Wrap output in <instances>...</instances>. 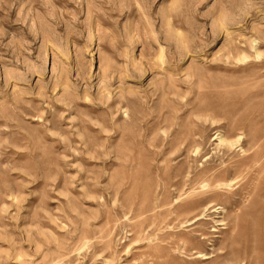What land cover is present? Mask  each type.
Wrapping results in <instances>:
<instances>
[{"label": "rangeland", "instance_id": "1", "mask_svg": "<svg viewBox=\"0 0 264 264\" xmlns=\"http://www.w3.org/2000/svg\"><path fill=\"white\" fill-rule=\"evenodd\" d=\"M0 264H264V0H0Z\"/></svg>", "mask_w": 264, "mask_h": 264}]
</instances>
